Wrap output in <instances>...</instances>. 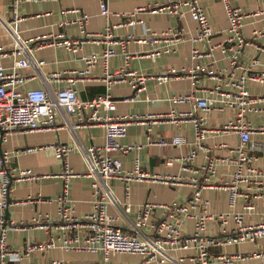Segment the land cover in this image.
<instances>
[{
	"label": "built area",
	"instance_id": "2783aa9c",
	"mask_svg": "<svg viewBox=\"0 0 264 264\" xmlns=\"http://www.w3.org/2000/svg\"><path fill=\"white\" fill-rule=\"evenodd\" d=\"M24 0H12L9 16L0 14V38L6 37L9 42L0 43V264L10 261H28L35 253H47L51 250H60L63 253H85L101 256L100 262L89 264H108L112 256H137L136 264H234L238 261L258 259L264 264V248L252 252H236L234 254L221 253L214 255L213 250L228 246H239L250 243L256 245L264 240V223L246 224L245 213L255 210V200L264 198V173L254 166L257 154L264 150L262 145L251 141L253 128L247 121L248 113L258 114L262 111L259 107L264 102V96L253 97L246 89V83L253 81L264 85V72H253L257 66L256 59L247 65L240 62L243 50L255 46L259 53L264 52V47L256 46L252 39L243 34L244 19L259 17L264 28V10L244 14L242 10L233 7L229 0H221L227 18V36L219 47L224 53L228 51V67L224 70L220 82L208 90V95L197 96L194 92L176 94L168 101L175 105H192V112H182L174 120H188L193 128V142L185 163H193L197 151L203 148V141L209 131L205 127V114L211 110L222 111L233 109L235 116L221 129L223 132H232L239 136V147L230 150L229 156L223 160L229 167H233L229 179L222 188L228 193V208L226 212L211 214L209 203L202 198V185L199 187L194 181L193 190L188 199L183 202L172 201L159 206L163 211L159 218L152 217L154 204L145 203L139 210L131 231H123L114 225V218L107 213L110 204H116L111 184L115 180L122 182L151 180L152 182L168 183L167 177H149L142 166L140 156L133 160L132 169L124 171L121 162L115 154H128L139 151L142 145H122L120 140L126 137L127 127L130 122H142L147 117L111 115L116 110L111 90L117 84L126 83L133 91L127 101L141 99L148 80H155L161 85L173 78L178 73L186 74L192 80L197 75H207L210 79L220 78L221 73L208 66L195 65L180 71H169L159 76L140 74L130 69V62L134 54L128 51V43L136 42L152 47L150 55L161 56L174 51L181 32L167 31L159 34H146L136 37L127 35L124 39L114 41L111 18H119L117 27H135L142 23L140 13L144 10L138 8L127 13H113L107 6L108 0H99V12L106 20L103 33L92 35L99 42L105 44L100 54L83 56L81 54L84 44L83 37L71 38L64 34H49L26 40L18 31V24L22 18L18 15V6ZM29 1V0H25ZM153 12H164L172 16H183L188 13L191 20L196 23V32L189 39L192 43H202L208 46L210 52V39L214 35L208 16L198 0H168L164 6L155 8ZM78 21L81 35L85 36L86 16ZM253 36H262L260 30H253ZM60 47L69 52L73 57L78 56L84 62L85 68L81 71L73 70L70 73L81 80L94 79L95 69L99 66V78L105 87V93L91 100H81L77 91L70 85L54 93L43 89H30L21 91L20 86L26 81L21 70L31 68L35 76H42L43 60L35 57V51L44 47ZM117 55H122L120 68L110 71L109 62ZM203 56L199 50L194 49L191 54L192 62ZM209 56V55H206ZM3 58H9L12 65L6 68L2 64ZM237 70V71H236ZM34 76H31V79ZM143 99V98H142ZM143 101L153 103V100L144 97ZM62 113L65 118H74L78 125L102 126L104 141L101 145H90L79 148L81 157L86 166L83 176L91 179L92 210L84 215H76L68 197L69 182L79 178L80 173L72 171L66 161L71 149L65 145H50L57 159L63 161L62 193L57 199L56 213L58 220L50 223L47 216L33 218L32 225L49 233V238L44 243H26L21 250L11 249L7 245L9 231L17 230L23 226L8 221L5 213L10 205L11 187L14 180H28L34 178L29 170H22L17 175L9 169L12 152L2 149V143L14 132L33 133L40 130L55 128L56 117ZM173 120V119H172ZM70 126V123H66ZM57 129V128H56ZM219 130H216V132ZM186 140L182 136L172 139L152 140L147 138L146 146H159L162 148L183 146ZM206 164L203 170L209 175L215 174L216 162L208 153L205 155ZM174 160L167 162L168 166ZM264 164V157L262 158ZM243 200V212L236 211L238 200ZM130 205L125 204V213L130 212ZM186 222H192L189 232L184 230ZM219 224L217 236L211 235L208 223ZM49 264H68L62 260H53Z\"/></svg>",
	"mask_w": 264,
	"mask_h": 264
},
{
	"label": "crops",
	"instance_id": "0c3cea01",
	"mask_svg": "<svg viewBox=\"0 0 264 264\" xmlns=\"http://www.w3.org/2000/svg\"><path fill=\"white\" fill-rule=\"evenodd\" d=\"M11 1L0 0L2 17L9 16ZM167 1H107V6L113 13H127L138 8L144 9L140 13L142 23L135 27H117V24L120 23L119 18H111V23L116 26L113 29L114 41L124 39L131 34L142 37L144 33L181 32L174 51L161 56H151L152 47L148 45L129 42L128 51L134 54L130 62V69L136 73L156 77L172 70H188L192 66L202 65L208 66L215 71V74L221 73V75L220 78L216 76V78L210 79L207 75L202 74L197 75L196 80H192L185 73H178L176 78L161 85H158L155 80H148L145 91L141 94V99L135 101H127L133 93L128 84L113 86L111 95L116 102V110L111 115L118 118L122 116L147 117L142 122H130L126 137L120 140L122 145L137 144L143 146L139 151H132L124 155L115 154V157L122 164V169L124 171L131 170L134 158L140 156L142 166L149 177H167L168 179L166 184L154 183L151 180L142 182L115 180L112 182L111 190L115 196L116 204L108 205L107 213L114 218L116 227L127 232L131 231L137 214L145 203L156 206L152 211V217L154 219L159 218L163 211L159 206L169 204L172 201L183 202L187 200L193 190L194 181H197L199 187L202 185L201 195L209 203L211 214L229 210L228 193L222 188V185L228 181L233 167L227 166L223 160L229 156L230 150H236L239 147V136L232 132H223L221 129L229 120L233 119L235 111L227 108L222 111L211 110L202 114L205 127L209 131L203 141V148L197 151L193 163L187 164L183 158L188 155L193 142L192 124L188 120H174L171 112H173L174 117H179L182 112H192L193 107L189 104L175 105L168 101L176 94L189 92H194L201 97L206 96L208 90L220 82L224 70L228 67L227 58L229 54L228 51L222 53L219 47L227 36L228 23L224 6L221 0H198L205 10L214 32L210 39L212 50L208 52L209 48L205 44L192 43L189 40L195 34L197 26L188 13H184L180 17L164 12H153L155 8L164 6ZM229 1L231 6L239 8L244 14L264 10V0ZM98 4L99 0H24L18 6V15L22 18L18 24V31L26 40H34V38L49 34H64L71 38L83 37L84 44L81 54L83 56L100 54L105 44L92 38L94 34L103 33L106 27V20L100 15ZM82 16L87 17L84 27L86 37L81 35V28L77 21ZM253 30H260L263 35L253 36ZM243 34L248 39H252L256 46L264 47V28L259 17L244 19ZM8 42L9 39L6 37L0 38V43L6 45ZM194 49L203 53V56L192 62L191 54ZM35 57L45 62L42 68V76H35L31 68L22 69L20 72L27 79L21 84V91L43 89L48 93H54L71 85L81 100H91L105 93V87L99 78V66L94 71V79L81 80L70 72L83 70L85 68L84 62L78 56L73 57L63 48L44 47L35 51ZM253 59L258 61L253 72H264V52H257L255 46L246 47L240 62L247 65ZM122 60V55L112 58L109 62L110 71L120 68ZM2 64L9 68L12 61L9 58H3ZM31 76L34 77L31 79ZM246 89L249 95L253 97L264 96V85L262 84L248 81ZM144 97L154 102L143 101ZM259 107L262 109L260 113H248L246 118L253 128L251 141L264 147V102H261ZM66 123H70V126ZM55 125L53 129L33 133L14 132L1 145L3 150L13 153L9 163V169L13 174L17 175L22 170H29L34 175V178L14 180L12 183L10 205L6 211L8 218L6 219L23 227L9 231L7 245L11 249L21 250L26 243H44L48 240V232L32 225L33 218L47 216L52 224L58 220L57 199L63 189V179L60 178V174L63 172L64 163L56 158L54 150L48 148L50 145L61 144L69 147L71 151L66 158L67 164L72 171L81 174L79 178L71 179L69 182L68 197L75 214L81 216L92 210L91 179L83 176L86 172V166L79 148L101 145L104 141V129L102 126L78 125L74 118H65L62 113L57 115ZM216 130L219 131L216 132ZM175 136H182L186 143L183 146L167 148L146 146L148 137L158 141L159 139L169 140ZM208 151L210 157L216 162V171L213 176H209L203 170V166L206 164L205 155ZM256 156L254 166L264 173V164L262 163L264 150ZM169 160H174L171 166L167 165ZM151 162L153 164L152 171H150ZM125 204H129L131 207L129 213L124 211ZM254 204L255 210L252 213L244 212L246 224L264 223V198L255 200ZM242 207L243 200L240 199L237 201L235 209L243 212ZM191 229L192 222H186L184 230L189 232ZM208 230L211 235L217 236L220 230L219 224L209 222ZM263 248L264 240H260L256 245L245 243L239 246H228L213 250L212 253L214 255L247 253ZM119 257L113 256L108 264H119L114 262ZM53 260H62L68 264H89L100 262L101 256L51 250L44 254L35 253L29 261L34 264H49ZM18 263L28 264V261ZM186 263L189 264L188 261ZM260 263L261 260L253 259L238 261L234 264Z\"/></svg>",
	"mask_w": 264,
	"mask_h": 264
},
{
	"label": "rangeland",
	"instance_id": "374dc122",
	"mask_svg": "<svg viewBox=\"0 0 264 264\" xmlns=\"http://www.w3.org/2000/svg\"><path fill=\"white\" fill-rule=\"evenodd\" d=\"M125 257H131V258H125ZM119 258L116 261L114 260V262L119 263V264H131V263L134 264L136 262H139V258L137 256H125L124 255V256H120ZM8 264H19V263L17 261H10Z\"/></svg>",
	"mask_w": 264,
	"mask_h": 264
},
{
	"label": "water",
	"instance_id": "95a60500",
	"mask_svg": "<svg viewBox=\"0 0 264 264\" xmlns=\"http://www.w3.org/2000/svg\"><path fill=\"white\" fill-rule=\"evenodd\" d=\"M152 168H153V164H152V162H151V164H150V171H152ZM6 218H8L7 213H6Z\"/></svg>",
	"mask_w": 264,
	"mask_h": 264
}]
</instances>
